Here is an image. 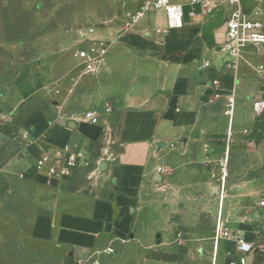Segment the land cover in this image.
<instances>
[{
  "label": "crops",
  "instance_id": "0c3cea01",
  "mask_svg": "<svg viewBox=\"0 0 264 264\" xmlns=\"http://www.w3.org/2000/svg\"><path fill=\"white\" fill-rule=\"evenodd\" d=\"M179 3L184 9L181 28L169 29L160 10L128 30L122 26L118 34L114 25L93 29L88 38L109 45L96 73L81 74L73 82L64 75L56 85L25 89L24 129L52 156L78 144L89 162L98 165V186L90 198L76 176H36L31 155L21 167L27 169L21 181L0 182V197L27 206L31 239L66 252L76 263L110 262L117 252L126 264L140 256L144 264H178L182 254L193 251L168 249L166 238L176 230L173 226L185 223L200 199L207 201L200 211L215 220L221 203L229 232L254 244L249 262L264 253V112L253 111V103L264 100V46L244 49L232 67L234 58L222 50L230 8L203 15L201 7ZM243 6L256 7L264 24V0H243ZM135 11L122 14L125 24L127 14ZM204 62L210 64L207 69ZM208 90L213 93L205 101ZM232 94L230 123L225 112ZM92 110L99 115L97 125L84 119ZM158 168L164 171L158 173ZM86 203L90 207L84 210ZM212 205L218 206L215 215L208 212ZM208 239L213 255L214 235ZM143 254L147 259L142 260ZM235 255L234 240H221L216 264Z\"/></svg>",
  "mask_w": 264,
  "mask_h": 264
},
{
  "label": "rangeland",
  "instance_id": "374dc122",
  "mask_svg": "<svg viewBox=\"0 0 264 264\" xmlns=\"http://www.w3.org/2000/svg\"><path fill=\"white\" fill-rule=\"evenodd\" d=\"M144 1L0 0V182L8 183L16 177L21 181L27 172L26 168L21 169L24 161L31 155L36 159L41 156L35 142L45 147L21 124L20 112L27 98L25 89L41 86V83L45 86L55 84L64 75L74 81L82 74V68L73 53L84 45L86 38L90 40L86 34L112 25L117 26L118 34L122 26L126 28L122 14L137 10ZM209 13L203 11V15ZM55 85L51 87H55L56 95ZM44 89L48 92L46 87ZM98 171V165L87 160L86 165L75 170L68 179L76 176L82 193L91 198L98 186ZM215 184L214 188L218 182ZM200 193L197 192L198 197ZM114 200L115 207H119L116 196ZM206 202V199L194 202L190 214L185 216V223L178 228L173 226L176 230L169 232L166 238L168 249L183 247L193 251L189 255L182 254L185 257L178 260V264L212 263V241L208 238L215 235L217 220L200 211ZM26 207L0 197V264H79L66 252L35 237L30 238L31 222L25 220ZM89 207L87 203L81 206L84 210ZM200 248H205L204 254L199 252ZM117 254L111 256L110 262L93 260L84 264H126L127 260L122 262ZM140 258L133 259L132 264H144ZM142 258L147 259V256L143 254ZM156 264L175 263L162 260ZM249 264H264V253L260 252Z\"/></svg>",
  "mask_w": 264,
  "mask_h": 264
},
{
  "label": "built area",
  "instance_id": "2783aa9c",
  "mask_svg": "<svg viewBox=\"0 0 264 264\" xmlns=\"http://www.w3.org/2000/svg\"><path fill=\"white\" fill-rule=\"evenodd\" d=\"M187 1L191 6L201 7L203 11L207 10L208 12L216 10L222 5L230 8V14L225 23L226 32L222 50L234 58L230 63L232 67H237L238 60L244 49L252 47L255 50H260L264 46V24L259 18L260 13L256 7L251 10L246 9L243 6V0ZM257 1L261 2L263 0ZM160 10L164 11L166 15L169 29H178L183 26V4L175 0H145L135 12L127 14L129 21L126 24V29L128 30L138 24L149 13ZM190 15L195 16V13L191 12ZM82 37H85V35ZM85 41L83 46L74 50L73 58L78 63V66L82 68V74L96 73L104 62L109 45L104 41L87 40V38ZM209 65V62H204L202 68L207 69ZM213 84L217 85L218 81H214ZM253 111L256 115H261L264 112L263 99H258L253 103ZM234 112L235 96L232 94L228 98L227 110L225 112L230 123L233 121ZM84 119L92 125H97L99 122V115L96 111H88L84 113ZM35 145L38 146L41 151V156L36 159L33 166L36 176L49 179L68 178L75 170L84 167L88 160L87 155L79 148L78 144H68L64 146L55 156H52L50 152L38 142H35ZM157 171L158 173H162L164 170L158 168ZM21 177H23V175ZM260 205L264 206V202L262 201ZM214 234L212 264H216L219 242L224 239L234 240L236 251L235 257H228L225 264H249V255L255 253L254 244L246 242L240 236H234L229 232L222 219L221 203ZM108 252L112 254L114 250L109 248Z\"/></svg>",
  "mask_w": 264,
  "mask_h": 264
},
{
  "label": "water",
  "instance_id": "95a60500",
  "mask_svg": "<svg viewBox=\"0 0 264 264\" xmlns=\"http://www.w3.org/2000/svg\"><path fill=\"white\" fill-rule=\"evenodd\" d=\"M40 7V6H39ZM212 90H208L206 93H205V96H204V100L205 101H208L209 99V96L212 94ZM217 209H218V206L217 205H212L208 208V212H210L211 214H216L217 213ZM175 222H177V219L175 220ZM157 242L156 244L159 245L161 243V238H160V235L157 236Z\"/></svg>",
  "mask_w": 264,
  "mask_h": 264
}]
</instances>
